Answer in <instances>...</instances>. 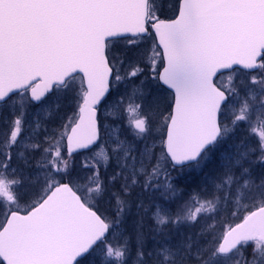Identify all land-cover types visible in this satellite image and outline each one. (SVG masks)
Returning a JSON list of instances; mask_svg holds the SVG:
<instances>
[{
	"label": "snow or ice",
	"instance_id": "snow-or-ice-1",
	"mask_svg": "<svg viewBox=\"0 0 264 264\" xmlns=\"http://www.w3.org/2000/svg\"><path fill=\"white\" fill-rule=\"evenodd\" d=\"M0 264H264V0H0Z\"/></svg>",
	"mask_w": 264,
	"mask_h": 264
},
{
	"label": "rangeland",
	"instance_id": "rangeland-1",
	"mask_svg": "<svg viewBox=\"0 0 264 264\" xmlns=\"http://www.w3.org/2000/svg\"><path fill=\"white\" fill-rule=\"evenodd\" d=\"M153 87H155V85H153ZM114 96H115V94H113V97ZM41 118L44 119L45 117H43V115H41ZM100 118L103 121V119H104V109L103 108L101 109V112H100ZM108 119L110 120L111 118L109 117ZM212 167H213V165L209 164L208 165V169H206V171L211 169ZM188 176L197 179L196 183L192 182L191 184H187V185H189L188 188H190L191 190L197 189L198 186L201 184V182L203 180V174H199V173H196V172L186 173L184 175V177H182V178H187ZM105 208H108V204L107 203L102 205V210L105 209Z\"/></svg>",
	"mask_w": 264,
	"mask_h": 264
},
{
	"label": "trees",
	"instance_id": "trees-1",
	"mask_svg": "<svg viewBox=\"0 0 264 264\" xmlns=\"http://www.w3.org/2000/svg\"><path fill=\"white\" fill-rule=\"evenodd\" d=\"M197 179L192 178L190 176H188L187 178H181L179 183L181 186L185 187L186 191H191L189 187V185L187 184H191L192 182L196 183Z\"/></svg>",
	"mask_w": 264,
	"mask_h": 264
},
{
	"label": "flooded vegetation",
	"instance_id": "flooded-vegetation-1",
	"mask_svg": "<svg viewBox=\"0 0 264 264\" xmlns=\"http://www.w3.org/2000/svg\"><path fill=\"white\" fill-rule=\"evenodd\" d=\"M169 15H171V13H169ZM100 115V114H99Z\"/></svg>",
	"mask_w": 264,
	"mask_h": 264
}]
</instances>
